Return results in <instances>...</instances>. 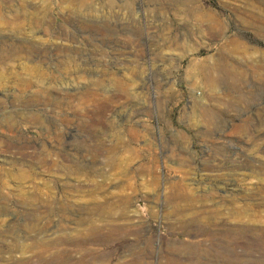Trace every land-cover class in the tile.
<instances>
[{"label":"rangeland","instance_id":"obj_1","mask_svg":"<svg viewBox=\"0 0 264 264\" xmlns=\"http://www.w3.org/2000/svg\"><path fill=\"white\" fill-rule=\"evenodd\" d=\"M261 1L0 0V264H264Z\"/></svg>","mask_w":264,"mask_h":264},{"label":"bare ground","instance_id":"obj_2","mask_svg":"<svg viewBox=\"0 0 264 264\" xmlns=\"http://www.w3.org/2000/svg\"><path fill=\"white\" fill-rule=\"evenodd\" d=\"M263 1V0H262ZM261 1V2H262ZM249 2V1H248ZM264 2V1H263ZM253 17V16H252ZM255 20H257L256 18H254ZM43 162H45V160H42ZM235 210V209H234ZM1 211V210H0ZM3 212V210H2ZM0 212V213H2ZM235 214H239L238 211H234ZM252 233H254L253 231H251ZM236 236H234L232 239L230 238V242L227 243L228 244H234L235 242H237L236 240L237 239H244V240H248V238H246V234H243V233H239V232H236ZM257 237H264V232H261L260 233V236L258 235H255ZM250 241V239L248 240ZM214 259H211L213 260L214 262H218L219 264H236L238 262H246V263H249V264H253L252 262H258V261H261V259H252V258H249L251 256L249 255H242V256H234L232 254H215V256H213ZM211 257H207V256H204V257H201V260L203 261V264H205V261L209 260ZM264 261V260H263ZM209 264V263H208Z\"/></svg>","mask_w":264,"mask_h":264}]
</instances>
